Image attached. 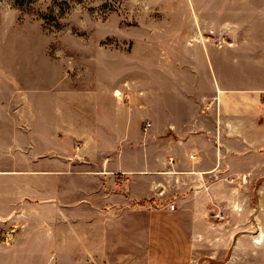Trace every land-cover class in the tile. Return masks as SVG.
I'll list each match as a JSON object with an SVG mask.
<instances>
[{
	"label": "crops",
	"instance_id": "crops-1",
	"mask_svg": "<svg viewBox=\"0 0 264 264\" xmlns=\"http://www.w3.org/2000/svg\"><path fill=\"white\" fill-rule=\"evenodd\" d=\"M157 14L174 44L140 87L82 119L76 148L53 108L35 130L0 120V261L149 264L151 243L228 248L229 213L247 210L237 197L264 189V0H157ZM242 225L257 243L256 222Z\"/></svg>",
	"mask_w": 264,
	"mask_h": 264
},
{
	"label": "rangeland",
	"instance_id": "rangeland-1",
	"mask_svg": "<svg viewBox=\"0 0 264 264\" xmlns=\"http://www.w3.org/2000/svg\"><path fill=\"white\" fill-rule=\"evenodd\" d=\"M164 24L158 18L157 0H0V120L19 115L23 129L35 130L41 127V113L53 108L55 123L65 125L63 135L76 148L79 134L75 132L84 125L82 119L108 104L109 94L117 87H140L144 72H157L160 47L174 44V37L165 35ZM256 186L264 188V180L256 181ZM237 198L247 210L229 213L231 242L219 255L212 252V245H201L195 254L188 244L151 243L149 264H161L152 259L156 252L176 253V260L166 258L163 264L167 260L173 264H264V189ZM150 211L152 222L157 210L151 205ZM136 218L140 219L139 213ZM251 220L256 222V233L260 232L257 243L252 240L254 228L242 225ZM236 234L244 237L239 245L233 240ZM172 247L173 252L168 251ZM83 263L42 258L0 261Z\"/></svg>",
	"mask_w": 264,
	"mask_h": 264
},
{
	"label": "built area",
	"instance_id": "built-area-1",
	"mask_svg": "<svg viewBox=\"0 0 264 264\" xmlns=\"http://www.w3.org/2000/svg\"><path fill=\"white\" fill-rule=\"evenodd\" d=\"M170 208L171 209H174L175 208V204L174 203H171Z\"/></svg>",
	"mask_w": 264,
	"mask_h": 264
},
{
	"label": "bare ground",
	"instance_id": "bare-ground-1",
	"mask_svg": "<svg viewBox=\"0 0 264 264\" xmlns=\"http://www.w3.org/2000/svg\"><path fill=\"white\" fill-rule=\"evenodd\" d=\"M117 93V95H120L121 94V92L120 91H118V92H116Z\"/></svg>",
	"mask_w": 264,
	"mask_h": 264
}]
</instances>
